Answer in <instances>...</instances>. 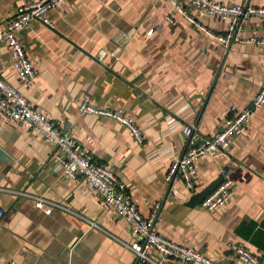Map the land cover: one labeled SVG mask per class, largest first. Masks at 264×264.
<instances>
[{"label":"crops","instance_id":"obj_1","mask_svg":"<svg viewBox=\"0 0 264 264\" xmlns=\"http://www.w3.org/2000/svg\"><path fill=\"white\" fill-rule=\"evenodd\" d=\"M28 1L0 0V27ZM215 1L264 7V0ZM177 4L206 29L225 32L227 19L198 16L190 0ZM48 16L53 27L32 20L21 34L33 83L18 77L4 43L0 77L123 181L142 216L158 204L156 233L215 261L233 259L242 246L264 264V106L253 109L249 126L226 151L196 161L195 191L165 179L174 158L223 129L231 107L251 108L262 79V47L240 41L224 47L170 0H63ZM235 34L264 37V17L242 19ZM84 99L122 109L142 141L108 116L81 114ZM184 125L194 130L187 142ZM54 151L44 137L0 114V264H135L128 222L84 180L53 170ZM226 166L230 201L215 212L189 206ZM150 259L182 264L155 252Z\"/></svg>","mask_w":264,"mask_h":264},{"label":"built area","instance_id":"obj_2","mask_svg":"<svg viewBox=\"0 0 264 264\" xmlns=\"http://www.w3.org/2000/svg\"><path fill=\"white\" fill-rule=\"evenodd\" d=\"M63 0H33L23 3L7 19L5 25L0 27V43H4L10 49L11 67L18 77L30 86L35 78V70L27 57L21 34L32 20H37L48 27H53L48 16L50 10L56 9ZM177 6L197 28L203 30L224 47H229L233 41L254 43L263 49L262 79L252 100L254 110L264 106V37L252 36L239 38L235 34L237 24L250 15L264 17V7L245 5L223 4L215 0H190V3L198 16H217L227 19L228 23L224 33H214L206 29L195 18L189 16L185 10L177 4V0H170ZM154 28L147 30L152 35ZM78 110L81 114H94L108 116L125 125L129 133L138 142L142 141V135L132 118L125 116L122 109L98 108L84 99L80 102ZM253 109L246 107L236 109L231 107V116L225 120L222 130L213 136L201 138L185 149V152L174 158L168 168L166 181L182 180L189 191H195L198 185L196 161L204 155L214 156L219 151H226L231 139L242 133L249 124ZM0 114L5 118L17 121L28 130L44 137L54 147L53 157L55 165L53 170L61 172L72 179L84 180L91 188L95 189L102 198L104 204L111 208L118 216L123 217L129 224L133 241L127 247L135 256V264H148L151 252H155L162 258H171L182 264H262L260 258L240 246L234 251V258L226 261H215L207 257L199 250L173 242L153 228L154 214L158 204L153 206V211L148 217L142 216L137 205L132 201L128 186L121 181L109 168L97 163L88 151L75 139H73L59 123L47 118L38 111L34 105L17 89L9 85L0 77ZM194 130L189 125L182 127L185 141L189 140ZM231 168H222V179L216 187L209 192L198 204L201 209L215 212L223 208L233 196V181L230 177ZM41 200L36 206L41 207ZM5 214L0 205V218ZM6 264H17L9 260Z\"/></svg>","mask_w":264,"mask_h":264},{"label":"water","instance_id":"obj_3","mask_svg":"<svg viewBox=\"0 0 264 264\" xmlns=\"http://www.w3.org/2000/svg\"><path fill=\"white\" fill-rule=\"evenodd\" d=\"M251 108L254 109L253 106V102L251 103ZM222 179V175H220L217 179H215L214 181H212L209 185H207L205 188H203L201 191L193 194L189 199H188V205L189 206H195L198 203H200V201L209 193L211 192L216 185L218 184V182Z\"/></svg>","mask_w":264,"mask_h":264}]
</instances>
